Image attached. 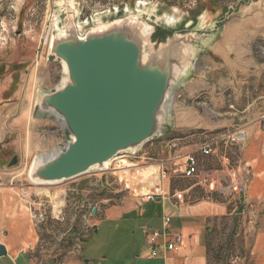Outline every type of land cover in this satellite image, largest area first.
<instances>
[{
	"label": "rangeland",
	"instance_id": "obj_1",
	"mask_svg": "<svg viewBox=\"0 0 264 264\" xmlns=\"http://www.w3.org/2000/svg\"><path fill=\"white\" fill-rule=\"evenodd\" d=\"M150 1L161 3V9L167 13L169 7L178 9L176 30L186 29L187 23L194 20L193 16L202 11L205 12L197 21L202 23L203 20L204 28L221 19L227 9L235 7L238 11L225 23V34L214 51L199 55L196 77L175 94L168 125L159 138L143 144L137 151L115 157L105 170H93L60 184L34 185L28 178L34 158L55 150L68 138L53 120L34 116L37 94L55 89L62 76L60 63L48 58L52 32L58 21L57 0H0V171L4 173L0 175V232L8 216L16 222L17 229H26L29 233L31 230L34 241L25 249L34 264H67L69 258L78 257L93 233V225L106 210L115 206L129 207L128 218L134 225L131 232L136 237L132 240L136 244L141 235L144 241L142 226L150 232H161L164 214L170 218V228L177 217V210L168 205L163 210L158 199H169L189 188L209 189L210 183L218 190L207 196L225 197L235 201L237 206L229 220H219L222 231L218 240L223 246L217 242L218 261L220 264H264V254L254 252L257 237L264 239V205L243 206L242 186L236 196L233 187L229 188L233 176L222 174L226 178L220 177L206 162L200 163L199 174L194 179L182 177L184 156L208 143L216 145L212 154L199 157L200 161L213 160L216 169L223 167V160L221 157L218 160L216 151L224 148L228 153L233 152L226 170L229 172L233 163L240 164L239 147L244 143L224 147L219 139L236 130L245 132L241 125L248 120L243 113L246 108L249 113L264 110V0L147 2ZM78 2L81 12L77 21L83 23L96 11L100 13L109 5L118 6L130 0ZM229 75H235V80ZM259 121L264 127V115ZM13 160L14 164L10 165ZM162 166L169 170L164 180L159 179ZM240 176H243L242 170ZM205 180L209 182H203ZM240 180L243 182L242 178ZM156 187L161 188L160 195L155 194V200L145 201L143 195L157 192ZM21 190H25L26 196ZM64 199L66 204L61 215L59 207L62 205L59 204ZM185 203L195 202L190 199ZM28 207L44 213L45 221L32 223ZM141 210L152 211L153 222L149 220L145 224L146 219L137 215ZM239 210L241 212L237 213ZM149 216L148 212L146 218ZM104 228H108L105 222L94 237L98 245L105 243ZM122 235V230L117 232L116 243L107 253L109 259L104 264H116L112 261L114 252L118 260H122L117 264L136 261L138 253L122 251L119 245ZM149 262L144 258L137 264Z\"/></svg>",
	"mask_w": 264,
	"mask_h": 264
},
{
	"label": "water",
	"instance_id": "obj_2",
	"mask_svg": "<svg viewBox=\"0 0 264 264\" xmlns=\"http://www.w3.org/2000/svg\"><path fill=\"white\" fill-rule=\"evenodd\" d=\"M130 3L79 23L78 0H57L48 58L60 63L62 76L55 89L37 94L34 116L53 120L68 138L34 158L32 184L55 185L105 170L115 157L159 138L199 55L210 53L238 11L227 9L209 28L197 21L202 11L186 29L176 30L178 9L169 7L167 13L157 1Z\"/></svg>",
	"mask_w": 264,
	"mask_h": 264
},
{
	"label": "crops",
	"instance_id": "obj_3",
	"mask_svg": "<svg viewBox=\"0 0 264 264\" xmlns=\"http://www.w3.org/2000/svg\"><path fill=\"white\" fill-rule=\"evenodd\" d=\"M226 25L210 53L214 51L222 40L226 31ZM195 77L196 65L193 77L185 87L191 84ZM229 78L234 81L236 76L229 75ZM243 113L248 120L241 125L245 130L246 139L244 144L239 147L241 148L240 160H238L240 164L235 166L233 163L232 166H230L231 170L228 172L226 170V164L228 159H232L231 155L233 152L228 153L224 148L222 151H216V153H218V160L220 157L223 160V167H218L217 169L219 170L212 165L213 160H201L200 163L206 162L208 167H211L210 169L212 172L220 173V177L232 175L233 178L229 184V188L235 187L239 189L242 186V194L244 195L242 201L243 206L253 208L257 206L262 207L264 205V127L261 126L259 118L261 115H264V110L257 111L256 113H249V108H246ZM241 170L243 171V176H240ZM3 174L4 173L0 171V175ZM222 174L224 175L222 176ZM241 178L243 182H241ZM205 182L207 183L209 181L205 180ZM230 192L233 194L232 191ZM235 193L236 196H238L239 192L236 191ZM184 194L195 203L176 205L174 201H172V197L169 199H158L160 200L163 210L168 205L177 210L178 214L177 217H174L175 221L173 227L170 228V226H168L167 228L168 237H160L156 241L154 251H156L157 255L155 257L151 256L153 248L149 246L146 240V233L149 232V230H147L145 226H142L141 232L144 234V241L140 235L135 244L132 239L136 237L135 234L131 232L134 226L132 224L133 220L128 218L131 213L129 207L115 206L106 210L103 217L93 225V233L89 239L85 241L81 254L78 257L69 258L67 264H104L109 259L107 253L112 250V247L116 243L115 238L118 237L117 232L121 230L124 232V235L121 237V244L119 243V245H122V251L129 250L138 253L134 264H137L138 261L144 258L150 261L149 264H220L215 252V250L218 249L217 242L220 241L218 240V234L222 231L221 227L219 230V220H229L232 214L236 213L237 206L235 201L228 200V198L225 197H223V199L218 196H213L214 198L209 197L207 195L211 194V192H209L208 189L203 190L202 188L194 190L189 188L186 191L184 190ZM159 197L160 196H158V198ZM235 197L233 196V198ZM145 201L147 200L145 199ZM65 204V199L63 203L60 202L59 204L62 205L61 208L59 207L61 210L59 213H61V215ZM27 209L29 216V207ZM148 212L150 216L147 219L146 215ZM137 215L139 218L146 219V222L142 221L145 222V224H148L149 220L153 222L152 211L147 210V212H145L141 210ZM103 222L107 223L108 227L107 229L104 228V230L106 229L104 231L105 243L98 245L97 241H94V237L98 234L99 228ZM33 236L34 234L31 230L29 233L26 229H17L16 222L8 216V219L3 221L0 232V245L5 251V256L0 258V264H34L31 255L28 253L27 249H25L27 246L30 247L33 244L32 242L34 239L31 240ZM176 238L179 239V243L176 245L177 248L175 250H168L167 243L174 242ZM263 241V237H257L254 244V252H256V254H264V249H262ZM220 245L223 246L221 241ZM119 253L122 254V252ZM113 254L115 257L114 260L112 259L113 262H116V264L122 262V260H118L119 257L115 255V252Z\"/></svg>",
	"mask_w": 264,
	"mask_h": 264
},
{
	"label": "built area",
	"instance_id": "obj_4",
	"mask_svg": "<svg viewBox=\"0 0 264 264\" xmlns=\"http://www.w3.org/2000/svg\"><path fill=\"white\" fill-rule=\"evenodd\" d=\"M141 1L147 2L149 0H141ZM112 7H116V6L115 5H112V6L109 5L105 9H110ZM96 13H97V11L93 14H96ZM219 142H221L222 145H224V147H226V146L234 147L238 144L245 142V132L243 130H236L234 132H231V133L221 137L219 139ZM215 145H216L215 143L214 144L208 143L207 145L198 146V147H196V149L194 151L189 152L184 156L185 162H184L183 167H182L183 168L182 177L184 179L192 180L199 174V165H200L199 157L210 156L212 154V151H213ZM168 175H169V170L165 169L164 166H162L161 173L159 174V179L164 180ZM203 182H205V181H203ZM210 184L211 185H209V189H208L209 192H212L214 190L215 191L218 190L212 186V185H214L213 183H210ZM156 188L160 189V187H156ZM233 190L239 191L238 188H235V187H233ZM21 193L23 196H26L25 190H21ZM155 194L160 195L158 192H155V193H151V194L149 193V194L143 195L144 197H142V198H145L147 201H150V200H153L154 197H157V196H154ZM172 198L176 202H178V204H185V202L190 201V198L185 196L184 191L176 192L175 194H173ZM30 206H32V205H30ZM29 219L32 223L37 225V224H40V223L45 221V214L42 213L39 209H31L30 208L29 209ZM169 223H170V218L164 214L163 218H162V231L161 232H157V231L150 232L149 231L146 233L147 243L149 244V246H151L153 248L152 252H151L152 257H155L157 255L156 251H154V245H155L156 241L160 237H164V238L168 237L167 228L169 226ZM177 243H179L178 238L174 239V242H168L167 243V249L168 250H175L177 248L176 247ZM233 263L234 262H231V264H233Z\"/></svg>",
	"mask_w": 264,
	"mask_h": 264
},
{
	"label": "bare ground",
	"instance_id": "obj_5",
	"mask_svg": "<svg viewBox=\"0 0 264 264\" xmlns=\"http://www.w3.org/2000/svg\"><path fill=\"white\" fill-rule=\"evenodd\" d=\"M109 163H110V162H108V163L106 164V166H107V165L109 166ZM108 166H107V167H108ZM159 191H160V190H159V189H157V192H159Z\"/></svg>",
	"mask_w": 264,
	"mask_h": 264
}]
</instances>
